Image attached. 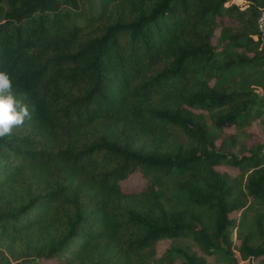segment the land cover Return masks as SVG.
<instances>
[{
  "label": "trees",
  "instance_id": "trees-1",
  "mask_svg": "<svg viewBox=\"0 0 264 264\" xmlns=\"http://www.w3.org/2000/svg\"><path fill=\"white\" fill-rule=\"evenodd\" d=\"M263 8L0 0V71L31 113L0 139V264L264 259V146L239 140L258 102L229 80L264 66ZM134 177L143 186L126 190ZM181 237L204 256L157 255Z\"/></svg>",
  "mask_w": 264,
  "mask_h": 264
},
{
  "label": "rangeland",
  "instance_id": "rangeland-1",
  "mask_svg": "<svg viewBox=\"0 0 264 264\" xmlns=\"http://www.w3.org/2000/svg\"><path fill=\"white\" fill-rule=\"evenodd\" d=\"M214 47L220 51L221 49V43H220V31L217 30L214 35L213 39ZM242 51V50H238ZM225 57L220 56L219 61L224 62ZM231 82H240L241 85L244 83L245 85L250 84L251 89L255 91V97L258 102V104L253 108L250 122L246 125L244 129L239 130V140L242 141L246 138L247 133H255L257 138L255 140L253 139H247V143L254 147V144L260 143L264 146V66L260 69L258 73L255 75L249 74L248 69H245L243 72V75H241L239 72L235 74L234 76H231L229 78ZM260 82L261 84H259ZM239 85V86H241ZM175 137L179 140H183L184 136L179 133V131L176 132ZM217 170L221 172L228 173L231 177L237 178L238 180H241L242 174L241 172H238L237 170H234L232 168L226 167V166H220L217 167ZM143 186V181L139 177H134L125 181L123 183V187L126 190H133V189H139ZM234 216H237V214H234ZM235 236V234H234ZM233 236V237H234ZM168 247H181L184 250H187L191 253H196L198 255L204 256L203 253L200 251L199 246L192 240L191 237H181L177 239H164L158 242L157 244V255L160 256L164 253L166 248ZM206 261L205 264H225V262L222 261V258L220 255H214V256H204ZM182 258L178 257L174 264H181ZM254 264H264V259H259L257 261L253 262ZM47 264V263H46ZM48 264H59L57 260L50 261ZM239 264H245L244 262H240Z\"/></svg>",
  "mask_w": 264,
  "mask_h": 264
},
{
  "label": "clouds",
  "instance_id": "clouds-1",
  "mask_svg": "<svg viewBox=\"0 0 264 264\" xmlns=\"http://www.w3.org/2000/svg\"><path fill=\"white\" fill-rule=\"evenodd\" d=\"M26 94L17 98L13 91L12 80L5 71H0V139L11 137L14 129L31 120L29 106L25 103Z\"/></svg>",
  "mask_w": 264,
  "mask_h": 264
},
{
  "label": "built area",
  "instance_id": "built-area-1",
  "mask_svg": "<svg viewBox=\"0 0 264 264\" xmlns=\"http://www.w3.org/2000/svg\"><path fill=\"white\" fill-rule=\"evenodd\" d=\"M252 0H232V3L237 6L240 10H243L249 6ZM257 28L259 31L264 32V8L260 11L257 18Z\"/></svg>",
  "mask_w": 264,
  "mask_h": 264
}]
</instances>
